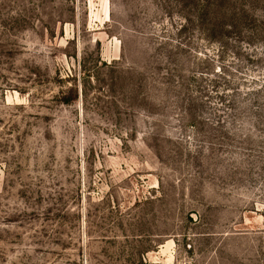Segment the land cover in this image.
Here are the masks:
<instances>
[{
	"label": "rangeland",
	"instance_id": "1",
	"mask_svg": "<svg viewBox=\"0 0 264 264\" xmlns=\"http://www.w3.org/2000/svg\"><path fill=\"white\" fill-rule=\"evenodd\" d=\"M201 7L0 0V264H264V0Z\"/></svg>",
	"mask_w": 264,
	"mask_h": 264
},
{
	"label": "trees",
	"instance_id": "2",
	"mask_svg": "<svg viewBox=\"0 0 264 264\" xmlns=\"http://www.w3.org/2000/svg\"><path fill=\"white\" fill-rule=\"evenodd\" d=\"M217 1L219 0H201V19H203L205 16H207L208 13H210V10L217 5Z\"/></svg>",
	"mask_w": 264,
	"mask_h": 264
}]
</instances>
